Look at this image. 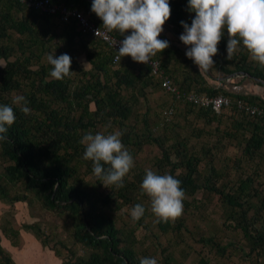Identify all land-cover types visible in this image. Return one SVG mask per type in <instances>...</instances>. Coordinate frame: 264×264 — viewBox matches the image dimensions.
Wrapping results in <instances>:
<instances>
[{
	"label": "rangeland",
	"instance_id": "374dc122",
	"mask_svg": "<svg viewBox=\"0 0 264 264\" xmlns=\"http://www.w3.org/2000/svg\"><path fill=\"white\" fill-rule=\"evenodd\" d=\"M33 15L34 13L28 8H17L11 14L14 20L33 17ZM43 25L42 20L37 28L41 35L47 31V34L42 36L44 51L40 57H30L29 63L24 61L29 50L27 51L25 46L21 48L19 46L20 40H27L28 36L23 37L14 30L8 29L9 35L1 39L0 46L9 52V62L17 60L28 70H35L40 66L48 67L49 78H51L52 66L48 63L47 56L52 54L58 57L63 53L69 54L72 57L74 72L68 77V89L69 92L78 91L89 83L90 76L81 75L82 71L88 73L91 68L86 62L85 52L76 42L71 48H67V28L59 21L55 20L51 24H45L47 29H44ZM39 49H35L36 54L39 53ZM96 49L104 51L101 46H97ZM218 55L219 60H227L225 59L226 50L220 51ZM234 59L245 60L246 67L249 69L248 74L264 75V67L250 59L249 53L242 44L240 51L228 62L231 63ZM5 66L6 62L1 59L0 69ZM172 70L175 74H170V77L180 88L179 82L174 77L175 75L179 77L180 73H177L174 68ZM195 70L198 69L192 66L191 71L195 72ZM138 71L142 77L136 82L135 87L131 91L122 88L119 93L120 97L124 96L123 98L131 97L132 99V96H138V101L132 102L136 108L128 120L121 121L120 118L106 116L103 112L94 115L96 106L93 104L88 105L93 114L89 116L83 114V107H77L74 103L71 108L64 101L49 100L48 102L51 108L61 109V114L65 119L74 118L75 125L81 121L82 114V124H87L89 120L93 122L92 126L78 128L80 141L83 135L89 132L109 134L119 131L122 133L121 138L128 136V144L124 145L135 160V167L124 180L125 187L130 189V200L122 201L115 195L110 204L101 203V198L116 192L117 189L104 187L95 177L92 161L83 158L85 146L81 143L76 152L69 148V155L64 151L59 152L61 159L71 155L68 164L73 168L74 174L69 179V183L91 192L98 200L97 206L100 213L112 219L120 230L122 240L120 247L130 248L139 261L142 257H155L158 264H197L201 259L207 264H264V246L254 248L252 239L245 234L242 228L243 210H248L247 220L250 223V229L254 232L255 227H260L264 219V146L251 156L244 154L242 150L244 143L238 145L236 139L225 138L223 134H220L230 129L235 118H240V113L234 109L233 111L228 109L222 113L224 120L219 127L221 131L219 133L217 123L206 124V120L197 115V110H194V113L193 109L185 106L186 102L177 101L154 81L147 82L149 81L148 75L143 73V69L135 67L134 72L138 73ZM186 73L184 72L182 77L180 75L179 80L185 77ZM211 73L212 76H222L215 66L211 68ZM232 74L234 73L229 76ZM207 78V81L210 80V83L215 84L216 80L209 76ZM19 81L22 88L9 94H3L0 97V105L22 107L23 105L18 106L12 103L15 96H24L28 102L26 95L31 90L30 81L25 77H21ZM107 91L109 89H103L101 96L106 98ZM40 95L37 93L36 97ZM169 107L175 111L171 117L165 114ZM32 114L38 120L46 118L43 110L31 109L30 115ZM251 131L252 127L249 131L242 130L241 132L248 137ZM149 136L157 137L160 141L145 142ZM177 152L181 155L178 156ZM195 156L200 159L193 177L198 189L194 192H185L182 214L171 220L172 230L162 232L158 225L159 219L150 210V198L143 193L140 187L145 169H151L158 174H171L179 178L187 173L184 167L187 157ZM39 162L41 165H50L55 163L56 159L55 156L49 154L41 158ZM10 164L0 148V185L5 186L9 197L25 196L28 203H17L22 207L11 206L7 209L9 211L5 212L2 217L7 230L24 231L33 238H36V233H40L41 238L37 240L40 244L42 241L45 242V247L57 252L61 263L75 264L80 260H89L93 254H99L77 243L75 239L77 218L71 211L58 212L45 208L39 201L38 195L26 190L20 182L7 181L5 167ZM174 165L176 168H173ZM247 177L252 182L248 189L249 195L245 196L238 189V185ZM216 189L224 194L237 195L242 206H230L214 191ZM138 203L144 205L146 211L141 219L133 220L130 210ZM25 225L33 226V230L26 231L23 229Z\"/></svg>",
	"mask_w": 264,
	"mask_h": 264
},
{
	"label": "trees",
	"instance_id": "16d2710c",
	"mask_svg": "<svg viewBox=\"0 0 264 264\" xmlns=\"http://www.w3.org/2000/svg\"><path fill=\"white\" fill-rule=\"evenodd\" d=\"M51 1L76 7L87 14L89 19L99 27L102 26V21L91 11L92 2L90 0ZM170 5L172 9L171 18L166 24L179 36L184 32V28L180 22L185 21L191 25L194 13L187 10L188 4H183L179 0H170ZM17 8L24 9V7L17 2L0 0V41L8 37V29L14 30L23 37L28 36L27 40H20L19 42L20 48L25 46L27 51L29 50L28 56L24 59L25 63H29L30 57H40V54L44 51L42 36L47 34V31L43 32L42 35L39 33V28H37L39 22L43 20L44 29H47L45 24H51L57 20L67 28V48H71L75 42L78 43L80 49L85 52L86 62L91 68L89 70L90 72L86 73L82 71L81 73L82 76H86L87 74L90 76L88 79L89 83L82 86L78 91L74 90L73 92H69L68 77L62 80H57L53 77L49 78L48 67L40 66L38 69L28 70L27 67L17 60L9 62V52L3 46H0V60L2 59L6 62V66L0 69V97L3 94H9L13 91L20 90L22 84L19 80L21 77H25L30 81L29 87L31 88L30 92L26 95L28 98L27 107L34 111L43 110L46 114L45 119L38 120L33 114L25 115L21 112V107L9 105L13 107L17 119L7 133L8 140L0 141L1 151L4 157L11 163L5 167L7 181L20 182L26 190L38 195L39 201L45 208L58 212L69 210L72 214L76 215L77 227L75 230V239L77 243L86 249L97 251L99 254H93L89 260H80L75 264H140V261L135 258L130 248L120 247L122 244L120 230L116 227L112 219L100 213L99 207L97 206L98 200L93 197L91 192L84 188H80L76 184L69 183V179H71L74 174L73 168L68 164L71 155L61 159L62 157L59 155V152L64 151L69 155V148L72 149L73 152L78 151L80 143L78 128H87L93 125L91 120L87 121V124H82L81 117L84 113L89 116L93 115L89 110V104L96 106V111L93 112L94 115L103 112L106 116L117 117L120 118L121 121L128 120L132 116L136 108L135 104L132 102L138 101V96H132V101V99H130L131 97L123 98L124 96L120 97L119 93L122 88L131 91V89L135 87L136 82L142 77L140 71H138V73L134 72L135 67L144 70L143 73H146L149 77V81L147 80V82L154 81L161 87L160 80L150 73L146 65L134 62L132 58L123 57L121 61L113 63V52L100 40L80 31L77 21L72 20L70 22H65L60 19L59 14H49L36 10H31L34 13L33 17L14 20L11 14L12 11ZM111 34L120 40L122 39L118 32H111ZM52 36H54V34H52ZM52 36L50 37L52 38ZM226 44L227 37H224L218 46L219 52L226 50ZM97 46H101L104 51L97 50ZM182 46L185 50L178 49L175 45L170 43L168 52L165 53L163 51L162 53H158L154 58L160 60L162 68L169 76L174 73L172 68H174L177 73H180L179 77L180 75L181 77L184 75V70L187 72L186 76L181 78V80H179L178 75L174 76L176 78L175 80L180 84L179 89L182 93L193 92L198 95H207L209 97L219 95L229 97L233 102V105L229 109L232 111L234 109V111L240 113V118H235L228 131L226 130L220 133L219 127L224 120L223 114H217L212 108H199L189 102H186L185 106L189 109H193L192 111L194 113V110H197V115L199 118H204L206 124L217 123V131H220L219 133L221 135L223 134L225 138L236 139L238 145L244 143V147L242 148L244 154L251 156L258 152V150L264 146V117L258 114L252 115L250 112L240 109L238 101L244 100L248 104L259 105L264 108V99H260L253 95L244 96L235 93L230 94L222 91L221 88H215L210 84V80L207 81V76L211 79H216L215 76H212V73L210 74L211 69L204 73H199V70H195V72L191 71L192 66L194 69H196L197 66H194V63L185 55L188 46ZM38 48H40L39 53L36 54L35 49ZM177 53L179 56H177ZM213 59L215 61V68L224 78L230 77L229 75H231V73H236L238 71L249 72L245 60L239 61V59H234L230 63L228 60H219V55L217 57L215 56ZM176 62L179 63L180 67H177ZM182 70L183 72H181ZM193 73L195 75H193ZM254 75V73L249 74L251 77ZM256 76L261 78L259 80L264 81V75L256 74ZM111 79H114V81H111ZM105 88L109 89L106 98L101 96ZM37 93L41 94L40 97H36ZM168 94L171 95V93ZM171 96L174 97L173 95ZM49 100L56 102L64 101L71 108L73 107V103L77 107H83L84 112L80 117L81 121L79 124H74V118L65 119L64 115L61 114V109L51 108L48 103ZM177 101L182 102L181 100ZM170 108L172 107H169V109ZM174 114L175 113H173V115ZM250 127H252V131L250 136L247 137L241 131H249ZM159 141V138L152 136L145 139V142L149 143ZM122 142L128 144V136H123ZM49 154L55 156L56 162L50 165H41L39 162L41 158ZM177 155L180 156V152H177ZM199 163L200 159L196 156L187 157L184 162L187 173L177 179L182 182V188L185 192H194L198 189L194 184L193 177ZM173 168H176V165H174ZM251 182V179L247 177L241 180L238 185V189L245 196L249 195L248 189L251 186ZM214 191L230 206H242V203L237 199V195L231 196L224 194L219 189ZM115 195L122 199V201L128 202L131 197L130 189L124 186L123 188L117 189L116 192L101 198L100 201L103 205H108L113 201ZM0 200L9 206H13L15 203H28L25 196L9 197L4 185H0ZM243 214L244 224L242 228L245 234L252 239L255 245L254 248L264 246V219L260 227H255L254 232L250 229V223L247 220L248 210H243ZM158 225L162 232H168L173 229L171 220L168 222L158 220ZM0 226L5 236L11 240L12 246L17 247L21 237L20 230L8 231L2 221ZM23 229L32 231L33 226L25 225ZM35 235L38 239L41 238L40 233H36ZM44 243L45 242L42 241V245L45 246ZM55 255L59 256L57 252H55ZM0 264H14L1 247ZM197 264L207 263L201 259Z\"/></svg>",
	"mask_w": 264,
	"mask_h": 264
},
{
	"label": "clouds",
	"instance_id": "9594fccd",
	"mask_svg": "<svg viewBox=\"0 0 264 264\" xmlns=\"http://www.w3.org/2000/svg\"><path fill=\"white\" fill-rule=\"evenodd\" d=\"M187 10L194 13V17L191 25L180 22L184 28L180 40L188 46L185 55L197 66L199 73L215 65L213 58L219 54L218 46L225 34V59L231 61L242 44L250 59L264 67V0H188ZM91 11L107 32L121 35L117 61L130 56L134 62L149 64L153 57L170 47L168 40L159 38L171 18L170 0H92ZM47 61L52 65L51 77L57 80L74 72L72 57L67 53L58 57L49 54ZM12 103L23 105L21 112L30 115L24 96L13 97ZM16 119L13 107L0 105V141L8 140L7 133ZM121 137L119 131L89 132L80 141L85 146L83 158L92 161L93 174L106 188H123L125 178L135 167L134 157ZM140 187L150 198L151 212L160 221L168 222L182 214L186 193L182 182L173 175L145 169ZM145 211L144 205L138 203L130 210L131 218L139 220ZM140 264H158V260L142 257Z\"/></svg>",
	"mask_w": 264,
	"mask_h": 264
},
{
	"label": "built area",
	"instance_id": "2783aa9c",
	"mask_svg": "<svg viewBox=\"0 0 264 264\" xmlns=\"http://www.w3.org/2000/svg\"><path fill=\"white\" fill-rule=\"evenodd\" d=\"M17 2L24 8L30 10H36L49 14H59L60 19L65 22H70L72 20L77 21L79 30L84 34L94 37L100 40L113 52V63H117L118 47L120 39L114 37L111 33L107 32L103 27H99L96 23L91 21L89 17L76 7H71L64 4L54 3L51 0H9ZM99 29L97 35L96 32ZM131 58L130 56H126ZM146 65L150 73L160 80V85L163 90L171 93L177 100L182 102H189L199 108L209 109L212 108L217 114L221 115L225 110L229 109L233 102L229 97L219 95L215 97H209L207 95H198L193 92L182 93L180 89L175 85L172 78L165 72L161 66L160 60L157 58H152V61ZM238 106L240 109L250 112L252 115H263L264 108L255 104H248L244 100L238 101ZM174 113V109L170 108L165 111L168 117H171Z\"/></svg>",
	"mask_w": 264,
	"mask_h": 264
},
{
	"label": "crops",
	"instance_id": "0c3cea01",
	"mask_svg": "<svg viewBox=\"0 0 264 264\" xmlns=\"http://www.w3.org/2000/svg\"><path fill=\"white\" fill-rule=\"evenodd\" d=\"M92 2V0H90ZM183 4H188V0H179ZM177 35V36H176ZM160 39L168 40L172 45H175L178 49H183V42L180 40V35L174 33V30L165 24L164 32L159 37ZM179 38V39H178ZM168 52V49L164 50ZM177 56L179 54L177 53ZM171 57V56H170ZM177 67L179 63L176 62ZM183 72V70L181 71ZM185 72V70H184ZM243 72V71H240ZM216 77V76H215ZM256 75L253 77L245 71V74L240 73L239 75L235 74L232 77L223 76L216 77V82L210 83L215 88H221L222 91L226 93H235L244 96H256L260 99H264V81L259 80ZM258 81V82H257ZM260 82V83H259ZM11 206L6 205L3 201L0 200V225L2 217L5 212ZM12 207L19 208L22 207L21 204H15ZM21 238L17 247L12 246L11 240H9L0 226V247L5 251V253L10 257L12 263L14 264H62L58 256L55 255V252L48 247L40 244L37 240L38 238H33L31 235H27L24 231H20ZM26 235V236H25ZM44 246V247H43Z\"/></svg>",
	"mask_w": 264,
	"mask_h": 264
},
{
	"label": "water",
	"instance_id": "95a60500",
	"mask_svg": "<svg viewBox=\"0 0 264 264\" xmlns=\"http://www.w3.org/2000/svg\"><path fill=\"white\" fill-rule=\"evenodd\" d=\"M240 73H243V74H245V72H240V71H238V72H236V73L232 74V76H234L235 74L239 75ZM232 76H230V77H232Z\"/></svg>",
	"mask_w": 264,
	"mask_h": 264
}]
</instances>
